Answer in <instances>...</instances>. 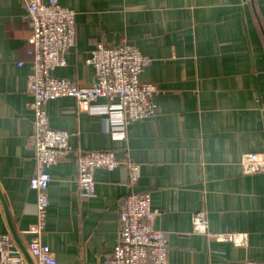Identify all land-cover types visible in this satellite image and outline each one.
<instances>
[{
    "label": "crops",
    "instance_id": "obj_1",
    "mask_svg": "<svg viewBox=\"0 0 264 264\" xmlns=\"http://www.w3.org/2000/svg\"><path fill=\"white\" fill-rule=\"evenodd\" d=\"M47 2L48 0H40ZM76 13V46L54 76L91 87L86 61L100 43L123 42L150 59L140 75L161 89L154 116L123 125L105 99L83 111L74 98L46 104L50 126L70 133L73 152L49 169L43 244L57 264H102L118 242L119 202L132 192L151 196L170 264H264V173L245 174V154H264V0H57ZM26 0H0V238L13 258L32 257L37 223L34 98ZM112 152L140 167L96 170L95 196L78 185L79 156ZM206 212L213 235L244 233L245 246L193 232ZM2 257L0 256V259ZM33 261V260H32ZM28 262V261H27Z\"/></svg>",
    "mask_w": 264,
    "mask_h": 264
},
{
    "label": "built area",
    "instance_id": "obj_2",
    "mask_svg": "<svg viewBox=\"0 0 264 264\" xmlns=\"http://www.w3.org/2000/svg\"><path fill=\"white\" fill-rule=\"evenodd\" d=\"M24 20L30 25L32 76L29 90L34 98L32 110L35 115V161L36 172L30 186L37 193V223L31 229L35 235L29 243L32 264H57L51 249L42 243L45 230L51 182L49 169L70 155V133L53 129L49 124L46 104L59 98H74L83 111H91L100 99L122 115L123 125L154 116V99L161 89L152 83L140 81V75L150 64L141 51L123 42L113 48L102 43L91 52L87 63L94 68L95 80L91 87H79L74 82L54 76L57 68L66 66V57L76 46L77 23L75 11L63 7L57 0H26ZM245 174L264 173V154L252 153L242 156ZM124 167L128 171L130 185L140 179V167L132 161H121L112 152L89 151L79 156L78 185L85 198L94 197L96 182L94 173L104 169L114 171ZM158 211L152 209L151 196L146 192H132L119 202V239L112 255L102 264H170L167 238L152 222ZM193 232L207 235L216 241L232 242L245 246L248 235L229 233L213 235L208 231L206 212L193 215ZM13 240L9 235L0 238V264H30L23 258H13Z\"/></svg>",
    "mask_w": 264,
    "mask_h": 264
},
{
    "label": "water",
    "instance_id": "obj_3",
    "mask_svg": "<svg viewBox=\"0 0 264 264\" xmlns=\"http://www.w3.org/2000/svg\"><path fill=\"white\" fill-rule=\"evenodd\" d=\"M0 200H1L2 204H3V206H4V209H5V212H6V215H7V219H8L9 225H10L11 232H12V234H13V236H14L16 242L20 245V247H22V244H21V242H20V240H19V238H18V235H17V233H16V231H15V229H14V226H13V224H12V220H11V216H10V213H9V210H8V207H7V204H6V202H5V199H4L3 196L1 195V193H0ZM22 248H23V247H22ZM25 255H26V259H27V261H28L30 264H32L33 261L30 259V257L27 256V254H25Z\"/></svg>",
    "mask_w": 264,
    "mask_h": 264
}]
</instances>
